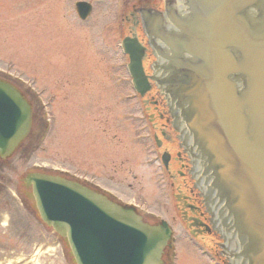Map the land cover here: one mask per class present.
<instances>
[{
    "label": "water",
    "instance_id": "water-1",
    "mask_svg": "<svg viewBox=\"0 0 264 264\" xmlns=\"http://www.w3.org/2000/svg\"><path fill=\"white\" fill-rule=\"evenodd\" d=\"M91 6L80 3L82 18ZM167 100L197 186L224 239L229 264H264V0H168L139 9ZM133 84L149 88L144 47L125 39ZM32 108L0 80V158L28 135ZM40 219L70 249L75 264H163L172 230L134 208L59 175L29 172Z\"/></svg>",
    "mask_w": 264,
    "mask_h": 264
},
{
    "label": "rangeland",
    "instance_id": "rangeland-1",
    "mask_svg": "<svg viewBox=\"0 0 264 264\" xmlns=\"http://www.w3.org/2000/svg\"><path fill=\"white\" fill-rule=\"evenodd\" d=\"M76 1L0 0V74L39 93L51 119L41 142L24 143L9 161L0 160V264H73L58 236L21 204L18 178L38 167L96 173L122 200L172 224L178 237L175 264H209L200 254L202 242L194 245L199 249L188 243L189 232L172 218L177 191L171 187L163 197L158 164L145 163L149 139H139L144 105L120 48L130 26L122 19L163 0H88L93 11L85 21ZM110 165L120 169L108 178ZM205 241L209 253L218 252V239Z\"/></svg>",
    "mask_w": 264,
    "mask_h": 264
},
{
    "label": "flooded vegetation",
    "instance_id": "flooded-vegetation-1",
    "mask_svg": "<svg viewBox=\"0 0 264 264\" xmlns=\"http://www.w3.org/2000/svg\"><path fill=\"white\" fill-rule=\"evenodd\" d=\"M161 8V7H157ZM128 19V17H127ZM130 20V18H129ZM131 26L129 28V34H137L140 41L147 46V39L144 36L141 28L140 18L137 15H133L131 19ZM153 57L150 51L147 52L144 59V65H146V71L151 73L150 65L152 64ZM9 80L7 78H4ZM11 81V80H9ZM13 82V81H12ZM24 95L32 102L34 107V126L38 127L37 134L30 135V140L39 141L44 131V118L42 111L44 107L38 101L39 97L32 93L30 90H23ZM142 101L150 106H146L148 120L150 124L148 126V132L146 138H151L154 143L155 151L159 157L161 167L163 168V179L169 189L173 187L177 193H174L176 205L175 209L178 211L181 219L188 227L190 232L196 238L212 237L215 239L214 232L209 225V215L206 213L205 207L202 203L199 192L196 190L193 178L191 176V164L188 155L181 148L180 141L178 140V133L173 129L171 125V118L168 113L165 101L159 92L153 88ZM150 108H152L150 110ZM165 161V164L162 162ZM157 161V160H155ZM124 163H122L123 165ZM116 165V164H114ZM124 168V167H123ZM120 166H114L104 172L110 173L108 178H111L112 172H118ZM67 176H77L87 181L91 186L101 187L111 193H117L118 190L110 183L104 185L98 181L99 177H96L94 173L89 176L88 172L71 173L69 170L62 169ZM132 184H129L131 188ZM176 219L175 216H172ZM156 220L157 217H152Z\"/></svg>",
    "mask_w": 264,
    "mask_h": 264
}]
</instances>
